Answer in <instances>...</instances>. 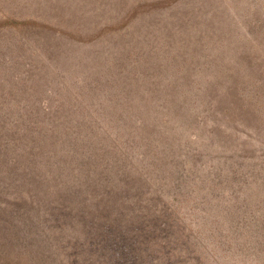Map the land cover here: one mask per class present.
Masks as SVG:
<instances>
[{"label":"rangeland","instance_id":"rangeland-1","mask_svg":"<svg viewBox=\"0 0 264 264\" xmlns=\"http://www.w3.org/2000/svg\"><path fill=\"white\" fill-rule=\"evenodd\" d=\"M0 264H264V0H0Z\"/></svg>","mask_w":264,"mask_h":264}]
</instances>
